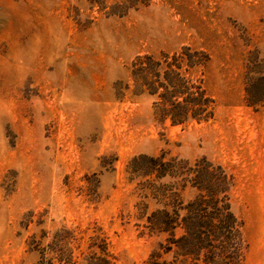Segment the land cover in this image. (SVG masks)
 I'll return each mask as SVG.
<instances>
[{"label": "rangeland", "instance_id": "obj_1", "mask_svg": "<svg viewBox=\"0 0 264 264\" xmlns=\"http://www.w3.org/2000/svg\"><path fill=\"white\" fill-rule=\"evenodd\" d=\"M187 45L209 56L216 111L171 126L130 63ZM161 152L231 175L242 264H264V0H0V264L35 263L31 235L60 228L75 258L97 235L113 264H148L159 206L138 208L127 164Z\"/></svg>", "mask_w": 264, "mask_h": 264}, {"label": "trees", "instance_id": "obj_2", "mask_svg": "<svg viewBox=\"0 0 264 264\" xmlns=\"http://www.w3.org/2000/svg\"><path fill=\"white\" fill-rule=\"evenodd\" d=\"M208 60L204 50L189 45L138 54L130 63L132 91L153 97L154 117L162 123L208 122L216 111L204 80ZM127 172L136 180L138 208L145 211L149 201L159 206L146 216L145 227L164 235L165 242L150 253L148 264H242V224L229 202L232 177L220 164L205 156L189 161L161 152L134 156ZM187 188L192 197L184 202ZM31 222L27 217L25 227ZM47 237L42 230L29 238V250L38 254L33 264H113L105 240L97 235L90 236L87 250L76 258L68 245L76 240L72 231L60 228L44 243Z\"/></svg>", "mask_w": 264, "mask_h": 264}]
</instances>
